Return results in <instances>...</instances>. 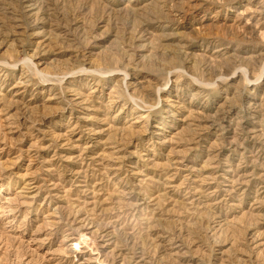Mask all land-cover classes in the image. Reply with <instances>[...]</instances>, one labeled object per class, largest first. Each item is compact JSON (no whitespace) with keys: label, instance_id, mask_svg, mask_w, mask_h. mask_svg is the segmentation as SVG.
Here are the masks:
<instances>
[{"label":"rangeland","instance_id":"rangeland-1","mask_svg":"<svg viewBox=\"0 0 264 264\" xmlns=\"http://www.w3.org/2000/svg\"><path fill=\"white\" fill-rule=\"evenodd\" d=\"M0 264H264V0H0Z\"/></svg>","mask_w":264,"mask_h":264},{"label":"bare ground","instance_id":"bare-ground-1","mask_svg":"<svg viewBox=\"0 0 264 264\" xmlns=\"http://www.w3.org/2000/svg\"><path fill=\"white\" fill-rule=\"evenodd\" d=\"M183 1V0H182ZM188 1V0H187ZM177 3V2H176ZM184 3V2H183ZM174 4V3H173ZM182 6L184 5V4H182V3H180ZM201 4V3H200ZM186 5H188L187 3H186ZM191 5V4H190ZM195 4H193V6H194ZM179 6V5H178ZM189 6V5H188ZM175 10V9H174ZM176 10H178V9H176ZM185 11H187V10H185ZM173 15V14H172ZM5 208V207H4Z\"/></svg>","mask_w":264,"mask_h":264}]
</instances>
